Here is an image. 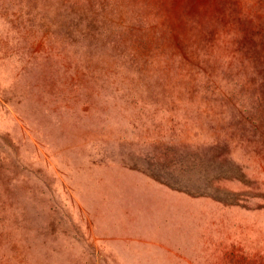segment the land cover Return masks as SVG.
I'll use <instances>...</instances> for the list:
<instances>
[{
    "label": "rangeland",
    "instance_id": "obj_1",
    "mask_svg": "<svg viewBox=\"0 0 264 264\" xmlns=\"http://www.w3.org/2000/svg\"><path fill=\"white\" fill-rule=\"evenodd\" d=\"M0 264H264V0H0Z\"/></svg>",
    "mask_w": 264,
    "mask_h": 264
}]
</instances>
